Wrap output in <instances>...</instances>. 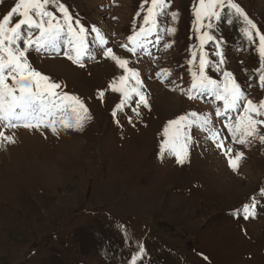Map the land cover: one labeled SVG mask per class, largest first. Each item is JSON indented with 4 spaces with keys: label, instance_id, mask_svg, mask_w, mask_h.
Returning <instances> with one entry per match:
<instances>
[{
    "label": "rangeland",
    "instance_id": "obj_1",
    "mask_svg": "<svg viewBox=\"0 0 264 264\" xmlns=\"http://www.w3.org/2000/svg\"><path fill=\"white\" fill-rule=\"evenodd\" d=\"M61 2L74 19L99 28L108 41L104 48H112L139 72L149 107L140 105L137 116L133 109L139 97L133 95L112 115L122 96L109 84L130 74L103 55L94 34L88 36V50L95 60L84 58L83 67L64 55L29 50L32 67L60 83L58 91L81 97L91 119L79 129L57 124L58 134L43 127L4 131L15 143L0 144V264H130L141 245L145 251L137 264H264V143L256 139L239 145L225 134V120H215L223 149L193 126L184 164L171 150L161 151L167 121L189 112L213 119L216 108L223 107L207 94L193 92L189 98L191 71H198L201 51L210 61L205 73L220 80L222 72L214 67L219 43L222 68L233 73L248 99H264L255 30L250 42L243 17L236 19L235 11L225 7L220 19L211 20V29L197 32L199 0H166L165 14L157 18L162 35L157 30L147 37V45L162 44L151 45L147 54H133L121 45L130 47L128 36L143 23L146 12L136 15L142 0ZM233 2L264 34V0ZM15 3L0 0V17ZM19 19L15 16L13 23ZM204 31L215 39L201 49ZM131 84L129 79L126 87ZM258 127L264 133V125ZM228 147L233 155L244 153L236 171L224 154ZM252 197L257 199L255 215L247 220L236 215Z\"/></svg>",
    "mask_w": 264,
    "mask_h": 264
},
{
    "label": "snow or ice",
    "instance_id": "obj_2",
    "mask_svg": "<svg viewBox=\"0 0 264 264\" xmlns=\"http://www.w3.org/2000/svg\"><path fill=\"white\" fill-rule=\"evenodd\" d=\"M145 5L148 6L145 8ZM50 6L55 11L50 10ZM166 7V0H151L150 4L148 0H142L140 11L136 15L140 16L141 12H146L143 23L138 31L134 30L132 35L128 36L131 46L121 45V47L127 48V51L133 54L138 50L146 51L147 37L158 30L157 18L165 14ZM225 7L243 17L247 25L244 34L250 42L253 41V30H255V36L259 41L260 69L258 71L261 73L259 85L264 88V34L257 29L256 24L248 18L239 4L234 3L233 0H199V6L194 8L195 30L200 32L202 28L211 29V20L220 19L219 10ZM171 15L173 20L178 17V13L175 12ZM15 16H19L20 19L13 23ZM205 18L209 20L207 25L203 23ZM167 31L174 33L175 28H168ZM90 34H94L95 42L103 48V55L110 57L119 68L124 69L126 74H130L121 75L109 84L113 92L121 93L122 96L112 115L115 116L117 110L128 104L133 95L139 97L136 101L137 106L133 109L137 116L140 114V105L149 107L146 94L141 90L142 82L139 72L135 68H129V61L117 56L112 48H104L108 41L99 28L95 25L86 27L79 18L74 19L69 8L61 0H16L14 6L0 17V126L11 129L18 127L41 129L43 127L50 128L53 133L58 134L57 124L63 129H79L91 119L89 110L81 97L62 90L58 91L62 89V85L33 68L27 58L30 49L52 53H60L61 49H64L63 55L68 60L83 67V59L89 54L88 36ZM214 39L213 35L204 31L199 36L201 49L205 43ZM170 46L164 45L165 48ZM216 48L215 54L219 57V61L214 67L216 71L222 72L223 78L212 79L205 73V67L210 61L201 51L198 71H191L190 68L192 84L188 89L189 98L192 99V93L196 92L221 101L223 107H217L215 115L225 118V127L235 143L247 145L256 139L264 143V133L258 127L264 125V119H261L264 117V99L258 103L248 99L233 73L222 68L225 61L219 50V43ZM192 55L193 60L188 61L189 65L193 64L196 53L193 52ZM165 71L162 69L157 72V76H162ZM129 79L135 80V87H126ZM98 96L103 98L104 92L100 91ZM230 113L237 114L233 118ZM193 126L207 132L208 138L215 142L218 148L223 149L221 133L219 129L212 126L210 115L189 112L177 116L167 121L164 126L161 151L171 150L176 156L177 163L181 165L185 163L189 155L192 136L188 130ZM5 142L13 144L15 138L13 135H6L4 131H0V144ZM232 152L231 147L224 150V154L228 157V165L236 171L244 158V153L236 151L233 155ZM261 196L264 197V189H261ZM256 206L257 199L252 197L249 202L237 209L235 214H242L247 220L255 215ZM144 251L141 245L139 251L133 255L130 264H137V257L142 256Z\"/></svg>",
    "mask_w": 264,
    "mask_h": 264
},
{
    "label": "bare ground",
    "instance_id": "obj_3",
    "mask_svg": "<svg viewBox=\"0 0 264 264\" xmlns=\"http://www.w3.org/2000/svg\"><path fill=\"white\" fill-rule=\"evenodd\" d=\"M62 51H64V50H62ZM61 60V59H60ZM57 61V60H56ZM62 62V61H61Z\"/></svg>",
    "mask_w": 264,
    "mask_h": 264
}]
</instances>
